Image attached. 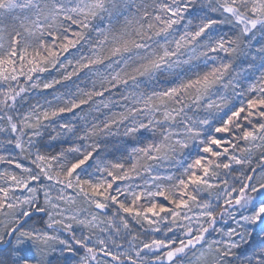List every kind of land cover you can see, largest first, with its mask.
<instances>
[{"label":"snow or ice","instance_id":"snow-or-ice-1","mask_svg":"<svg viewBox=\"0 0 264 264\" xmlns=\"http://www.w3.org/2000/svg\"><path fill=\"white\" fill-rule=\"evenodd\" d=\"M0 164V264H264V0H0Z\"/></svg>","mask_w":264,"mask_h":264},{"label":"rangeland","instance_id":"rangeland-1","mask_svg":"<svg viewBox=\"0 0 264 264\" xmlns=\"http://www.w3.org/2000/svg\"><path fill=\"white\" fill-rule=\"evenodd\" d=\"M75 53V49H71L68 53H65L64 54V57L63 58H67V59H71L72 58V55ZM53 75L55 74L54 72L52 73ZM47 76V74H45ZM83 75V74H81ZM83 86V85H82ZM59 87V86H58ZM48 98L51 99V90H49L48 92ZM238 102V101H237ZM79 112V110H77ZM101 119H103V116L100 117ZM64 120H67V119H71V114H65V116L63 117ZM55 133H52V135H54ZM44 149L43 150H46L52 154H54V148L57 144H61V145H65L66 147L68 146L67 144H62L61 141L59 140H56V141H50L48 139V136L46 135L45 138H44ZM188 152L191 153V155L185 160V163L188 162V160L193 156L195 155L197 152H199V148H197L196 146H192L189 150H186ZM23 163L26 165V166H31L30 165V162L29 161H23ZM255 163V161H254ZM5 167H9L10 170H15V171H19L17 169H14V166H7V165H3V164H0V170H3ZM173 171H175V169H173Z\"/></svg>","mask_w":264,"mask_h":264},{"label":"trees","instance_id":"trees-1","mask_svg":"<svg viewBox=\"0 0 264 264\" xmlns=\"http://www.w3.org/2000/svg\"><path fill=\"white\" fill-rule=\"evenodd\" d=\"M218 136H219L220 138H223V139H230V138H231V137H229L227 134H218ZM241 143H242V142H241ZM61 146L66 147L65 145L57 144V145L55 146V148H54V154H55V152H57V151L60 150ZM197 153H198V152H197ZM197 153H196V154H197ZM196 154H195V155H196ZM201 154H202V153H201ZM195 155H193V156L188 160V162H190L191 159L195 158ZM202 155H206V154H202ZM188 162H187V163H188Z\"/></svg>","mask_w":264,"mask_h":264}]
</instances>
